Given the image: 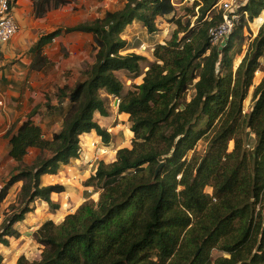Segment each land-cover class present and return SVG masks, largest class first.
<instances>
[{
  "label": "trees",
  "instance_id": "obj_1",
  "mask_svg": "<svg viewBox=\"0 0 264 264\" xmlns=\"http://www.w3.org/2000/svg\"><path fill=\"white\" fill-rule=\"evenodd\" d=\"M193 1L199 24L176 19L171 39L156 45L143 82L126 91L118 71L139 75L144 57L125 52V29L139 21L156 32L158 17L175 14L174 0H127L66 29L93 33L95 61L73 86L59 90L58 98L70 103L51 138L31 120L7 133L18 165L0 190V204L17 182L23 184L4 213L0 245L21 235L17 224L37 199L59 209L51 195L65 186L44 185L42 176L80 156L82 134L96 131L110 144L111 133L95 118L110 115L105 95L121 98L118 112L130 115L134 138L114 161L100 160L85 182L99 200L88 197L60 223L46 220L33 234L42 246L40 259L20 255L17 264H264V76L252 110L244 112L255 73H264V22L237 69L230 54L247 23L264 11V0L239 2V12L248 15L219 45L211 43L209 29L222 21V10L212 15L221 0ZM71 2L34 0L35 15ZM60 32L43 35L32 53ZM191 87L195 93L187 101ZM201 140L203 151L197 149ZM30 148L39 150L31 164L25 161ZM214 250L223 254L213 258Z\"/></svg>",
  "mask_w": 264,
  "mask_h": 264
},
{
  "label": "crops",
  "instance_id": "obj_2",
  "mask_svg": "<svg viewBox=\"0 0 264 264\" xmlns=\"http://www.w3.org/2000/svg\"><path fill=\"white\" fill-rule=\"evenodd\" d=\"M107 1L108 0H72L71 3L51 10L42 17H36L35 15L34 0H16L14 2V16L20 25V31L0 49L3 53V57L0 58V101H4V105L0 106V190L18 165V162L10 155V138L7 136V133L11 129L16 131L18 127L28 120L39 125L43 129L45 134L44 137L46 138H51L55 132L61 129L64 113L69 106L70 99H59V90L67 85L73 86L77 80L81 78L84 70L94 62L95 57L93 56H95L96 53L94 50L95 41L93 33L84 31L68 32L66 29L104 16L110 9H103L97 13L95 10H97L99 6L108 5ZM164 17L167 16H160L157 18L158 30L151 33V35L154 34L155 36L151 44V54H153L157 44L165 43L170 38L169 23L167 25H160V20ZM140 28L146 29L144 24L139 21H134L127 26L124 35L125 39L129 42L130 35H133L134 31ZM59 29H61V32L54 37L52 42L44 46L42 52L32 53L31 48L36 46L43 35H47ZM142 30L143 29H141V32ZM129 47L130 48L125 52H132V50L141 52L142 50L138 45L131 46L130 43ZM148 58H150V56ZM143 60H145V58ZM154 62L155 61H152L149 64V68ZM126 71L127 70L124 69L119 70L118 74ZM258 71L261 73V76L257 84H259L264 76L261 70ZM145 72L144 75H140L141 70L138 73L139 75H135L136 73H129L131 76H134L132 78L134 82L139 84L144 78ZM126 79L130 80V77H126ZM106 97L112 100L110 95H106ZM129 116L130 115L126 112H117L116 115H112V118H116V120L119 121L115 128L117 129L122 125V127H124L123 129H119V131L124 129L130 131ZM95 118L103 126L102 122L110 118V116L105 117L96 113ZM119 131H117V134L115 132L111 133L112 136L116 135L114 137L116 142H119L122 138L125 139V137L127 139L132 137L128 135L126 131L124 135L121 133L119 134ZM88 136L90 138L96 137L97 139H95V141H98V137H100L96 131H92L82 134L81 140ZM83 142L84 140L82 143ZM110 143L113 144V141ZM84 145L86 144L83 143V154L80 153L78 158L72 159L69 164L62 166L57 174H45L42 176V184L59 183L65 186V191L61 193L54 192L51 195V198L55 201L59 198V202L54 201L60 205L59 209L51 210L47 202L45 203L47 206H40V204L43 203L42 199H37L33 203L34 210L36 211L38 208L41 209L43 217H45L40 224L36 226L37 228L49 219L56 223L61 222L66 213L74 212L76 207L85 200V192L91 190V187L86 186L80 181L89 179L92 174H95L99 161H106L107 159L105 156L98 154V152H96V154L95 151L97 149L93 150L94 158L91 157L92 159L90 158V160L86 159L89 158L91 154L90 148L89 151H85L86 147H84ZM121 146L122 144H119L117 149ZM37 151L39 153L38 149L30 148L29 153L25 157V161L27 163L30 162L28 161V157L32 156V154H35ZM113 159H115V157H113ZM31 161L33 162V160ZM22 184V181L17 182L10 189L4 201L8 200L11 194L16 198L17 192L20 190ZM66 195L68 197L70 196L67 202L70 204L75 203L76 206L75 208H67L64 211L63 200ZM3 202L0 206H2ZM9 203H11V200H9ZM62 210L64 212L63 216H59L58 212H62ZM54 211L57 212L54 213ZM33 215H35V212L28 213L25 220L17 224V228L21 234L24 232L22 227H25L26 223L28 224L32 221ZM34 218L35 217H33V219ZM2 221L3 219L0 217V224ZM21 236L22 235L18 238ZM1 245L4 246L3 244Z\"/></svg>",
  "mask_w": 264,
  "mask_h": 264
},
{
  "label": "rangeland",
  "instance_id": "obj_3",
  "mask_svg": "<svg viewBox=\"0 0 264 264\" xmlns=\"http://www.w3.org/2000/svg\"><path fill=\"white\" fill-rule=\"evenodd\" d=\"M238 1L239 2H243L245 0H238ZM125 2H126V0H117V1L108 0L107 1L108 5L99 6V8L97 10H95V11L97 13V12H100V10H103V9L104 10H108V9L117 10V9L121 8L124 5ZM174 5L176 7L175 14L169 15V16L164 17L163 19L160 20V25L161 24L167 25L169 23L168 26L170 27V34H171L169 40L171 39V36H172L173 32L177 29L176 19L179 18L182 21L183 25H186L187 22L190 21L192 28H195L199 24L197 22L198 9L194 7V1L193 0H189V1H187V0L186 1L185 0H174ZM220 11H221L220 7H217L213 11L212 15H214V14L218 15L220 13ZM260 16L261 17L264 16V11L261 13ZM258 21H261V19H257V24L259 23ZM254 22L255 21H252V25L251 26L249 25V23H247V25H246V27L244 28V31H243V38L242 39H238L237 38V40L234 43H232V46L230 48V54L234 57V68L235 69H237L238 65L241 63L242 59L244 58V56L246 54V50L248 49L250 41L253 39L254 36L257 35V34L255 35V32H257L256 30L252 31V29H255ZM246 28H248V30ZM141 29H143L142 32H141ZM184 34L185 33H181L180 37H182ZM124 35H125V31L123 33V38L125 39ZM129 39H130L129 43H130L131 46H137L138 45V47L142 48L141 52L136 51V50H132V52L140 54V55H142L145 58V60H143L144 63L142 64L143 70L140 73V75H142V74L144 75V72L147 71V69L149 68L148 67L149 64L152 61H155L154 54H151V44L154 41L155 36H154V34L151 35V33L147 30V28L146 29L140 28V29L134 31L133 35H130ZM141 45H144V46H141ZM149 56H150V58H148ZM2 57H3V53L0 51V58H2ZM93 57H95V56H93ZM14 61H15V59H14ZM94 61H95V58H94ZM118 76L121 79V81L122 80L124 81V82L123 81L122 82H123V84L125 86V91L128 90V89H131L133 87V85L137 84L132 79L134 76H131V74L128 71H126L124 73L123 72L119 73ZM260 76H261V73H259L258 75H256V73H255L253 85L251 86L250 91H249V96L244 101V112L245 113H248V112H250L252 110L253 92H254L255 87L258 85L257 81L259 80ZM126 77H130V80L126 79ZM142 82H143V79H142V81L139 84H141ZM194 93H195L194 88L193 87L189 88L188 92L186 93V100L187 101L190 100L191 97L194 95ZM105 97H106V95H105ZM106 99L108 100V104H109V111H110V115L109 116H110V118H108L107 120L105 119L102 122V124H103V127L108 129V131L110 133L115 132L117 134V131H119V129H123L124 126L122 127V125H121L117 129L115 128L118 125L119 121L116 120V118L115 119L112 118L111 116L114 115V114L116 115V113L118 112V107H115L113 105V100L108 99L107 97H106ZM2 102H3V105H4V101H2ZM3 105H1V106H3ZM113 117H115V116H113ZM130 127H131V123H130ZM125 131L127 132L128 135H131L132 137L128 138V139L125 137L126 140L122 138V139L119 140V142H116V140L114 138L116 135H114V136L111 135L112 136L111 140L113 141V144L110 143L109 145H106L100 140V145L97 148H94V146H92V142L95 141V139H97L96 137H93V138L91 137L90 138L88 136L87 138L85 137V139L83 138L82 139V141L84 140L83 143H85L87 145V146L84 145V147H86L85 151H87V150L89 151V148H90V154H91V156L90 157L88 156L89 158H86V159L90 160L91 157L94 158L93 157L94 156V151L93 150L97 149L95 151V153L98 152V154H100L102 156H105V158L108 160V162L114 161L116 159L117 151L120 148H123V147H129L130 148V147H132V140L134 138V132L130 130L131 131V133H130V131L128 129H126V130L124 129V130H120L119 134L121 133L122 135H124ZM98 138L100 139V137H98ZM120 141H125V142H120ZM80 142H81V138H80ZM119 144L120 145L122 144V146L117 149ZM205 145H206V143L201 140L197 144V149L203 151L205 149ZM81 146H82L81 148L83 149V145L82 144H81ZM233 147H234V143L230 142L229 151H231L233 149ZM37 155H38V151L35 152V154H32V156L28 157L29 159L28 158L27 159H28V161H30L28 163L31 164L32 163L31 160H34V158ZM113 157H115V159H113ZM86 181L87 180H84V181L81 180L80 182H83L85 184ZM53 184H59V183H53ZM48 185H51V184H48ZM90 189H91L90 191L88 190V191L85 192V195H86L85 196V200L88 197H90V198L94 199L95 201H98L99 197H100V194L98 192H95L93 187H91ZM206 191L208 193H212L213 192L212 188H210V187L206 188ZM16 192H15V194H16ZM65 197H64V200H63V204H64V208L63 209H64V211L67 208H69V209L71 207L75 208V206H76L75 203L70 204V203L67 202V200H69L70 196L69 197L67 196L66 198ZM9 200H11V203H12V202H14L16 200V198H14L13 194H11L10 198L8 200L4 201L2 206H0L1 207L0 208V217L2 219L4 218V213L6 211L5 209H8V206L10 204ZM53 201H55V200H53ZM56 201L59 202V198ZM84 201L81 202V200H80L81 203L78 205V207ZM45 203L46 202L43 201V203L40 204V206H42V205L47 206ZM77 203H79V202H77ZM78 207H76V209ZM59 208H60V205H59ZM69 209H68V211H69ZM32 212H35V215H33V217H35V218L33 219V217H32V221L30 223H28V224L26 223L25 227H22V229L24 231L21 234L22 236L20 238H18V239H16L15 237L10 238L9 239L10 240L9 241V245H4V246L0 245V253L3 256L2 264H17V260L20 257V255H25L30 260L40 259L42 246L36 242V240L33 237V234L38 229L36 226L39 225L40 222L45 217H43L42 211L39 208H38V210L36 209V211L33 210ZM55 212H57V211H54V213ZM63 213L64 212L62 210V212H58V215L59 216L60 215L63 216ZM69 213H72V212H69ZM69 213H66L64 215V218ZM222 254H223L222 252H220L218 250H214L212 256H213V258H216L218 256H221Z\"/></svg>",
  "mask_w": 264,
  "mask_h": 264
},
{
  "label": "built area",
  "instance_id": "obj_4",
  "mask_svg": "<svg viewBox=\"0 0 264 264\" xmlns=\"http://www.w3.org/2000/svg\"><path fill=\"white\" fill-rule=\"evenodd\" d=\"M216 6L220 7V9L222 10V21L209 29V36L212 44L219 45L223 43L234 31L237 24L240 22L241 16L246 15L247 17L248 13L244 12L243 14L239 12L238 0H221ZM257 19H261V21H258V24ZM253 21H255V29H252V31L256 30V35L259 28L264 22V16H259ZM249 25L251 26L252 22H249ZM19 31L20 25L14 16L13 0H0V49L3 47V45L8 43ZM112 100L114 106L118 107L121 98L112 97ZM1 105H3L2 101H0V106ZM100 140L102 141L101 136L98 141L92 142V146H94V148H97V146L100 144ZM80 143L83 145L82 140ZM80 153L83 154V149L80 150Z\"/></svg>",
  "mask_w": 264,
  "mask_h": 264
},
{
  "label": "water",
  "instance_id": "obj_5",
  "mask_svg": "<svg viewBox=\"0 0 264 264\" xmlns=\"http://www.w3.org/2000/svg\"><path fill=\"white\" fill-rule=\"evenodd\" d=\"M238 66H239V65H238ZM163 164H164V163L161 162L160 165L157 167V169H156V174H157V172L160 170V168H161V166H162Z\"/></svg>",
  "mask_w": 264,
  "mask_h": 264
},
{
  "label": "clouds",
  "instance_id": "obj_6",
  "mask_svg": "<svg viewBox=\"0 0 264 264\" xmlns=\"http://www.w3.org/2000/svg\"><path fill=\"white\" fill-rule=\"evenodd\" d=\"M259 16H260V15H259ZM259 16H258V17H259ZM258 17H257V18H258ZM80 138H81V136H80Z\"/></svg>",
  "mask_w": 264,
  "mask_h": 264
}]
</instances>
